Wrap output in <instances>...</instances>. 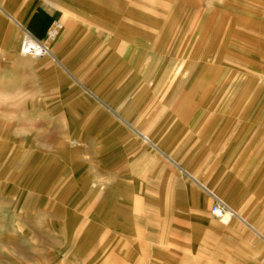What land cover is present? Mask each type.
<instances>
[{
    "label": "crops",
    "instance_id": "obj_1",
    "mask_svg": "<svg viewBox=\"0 0 264 264\" xmlns=\"http://www.w3.org/2000/svg\"><path fill=\"white\" fill-rule=\"evenodd\" d=\"M171 3L0 0L1 98L35 100L2 112L0 163L50 196L0 219V264H264L260 207L219 165L230 125L184 73ZM24 29L53 55H23ZM205 189L240 220L214 218Z\"/></svg>",
    "mask_w": 264,
    "mask_h": 264
},
{
    "label": "rangeland",
    "instance_id": "obj_2",
    "mask_svg": "<svg viewBox=\"0 0 264 264\" xmlns=\"http://www.w3.org/2000/svg\"><path fill=\"white\" fill-rule=\"evenodd\" d=\"M171 1L170 10L185 12L184 73L201 75L195 85L206 97L203 106L216 109L219 125H230L217 147L219 165L232 184L239 183L238 201L243 197L259 206L255 213L264 223V0ZM34 101L0 93V138L2 112L32 107ZM24 183L0 163V219H31L39 205L50 202L48 195L29 193Z\"/></svg>",
    "mask_w": 264,
    "mask_h": 264
},
{
    "label": "built area",
    "instance_id": "obj_3",
    "mask_svg": "<svg viewBox=\"0 0 264 264\" xmlns=\"http://www.w3.org/2000/svg\"><path fill=\"white\" fill-rule=\"evenodd\" d=\"M61 30V25L57 24L48 35V39L52 40L57 37ZM21 53L25 56L40 58L44 56H52V50L45 41L38 40L28 30L24 29V37L21 44ZM146 140V138H144ZM212 197L214 204L211 208V214L214 218L221 222L230 221L232 219L240 220L233 213L230 207L217 195L205 189Z\"/></svg>",
    "mask_w": 264,
    "mask_h": 264
},
{
    "label": "bare ground",
    "instance_id": "obj_4",
    "mask_svg": "<svg viewBox=\"0 0 264 264\" xmlns=\"http://www.w3.org/2000/svg\"><path fill=\"white\" fill-rule=\"evenodd\" d=\"M209 191H210V190H209ZM210 192H212V191H210ZM212 193H214V192H212ZM214 194H215V193H214ZM215 195H216V194H215ZM232 211H233V210H232ZM233 213L236 214V212H234V211H233ZM236 215L238 216V214H236Z\"/></svg>",
    "mask_w": 264,
    "mask_h": 264
}]
</instances>
